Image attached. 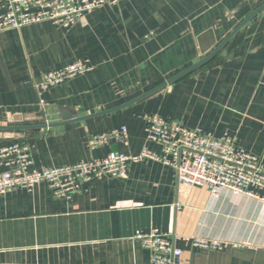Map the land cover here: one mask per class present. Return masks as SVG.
Here are the masks:
<instances>
[{
  "label": "crops",
  "instance_id": "1",
  "mask_svg": "<svg viewBox=\"0 0 264 264\" xmlns=\"http://www.w3.org/2000/svg\"><path fill=\"white\" fill-rule=\"evenodd\" d=\"M77 60L94 68L40 93L44 73ZM61 108L77 119L63 122ZM154 114L215 137L229 133L264 155V0H122L86 23L0 32V149L28 143L38 168L112 150L163 156L146 138ZM124 126L126 140L90 146ZM153 229L170 234L181 264H264L259 200L182 185L173 166L154 159L131 163L123 178L88 181L70 198L45 183L1 194L0 264H153L135 237ZM195 236L223 246L196 247Z\"/></svg>",
  "mask_w": 264,
  "mask_h": 264
},
{
  "label": "built area",
  "instance_id": "2",
  "mask_svg": "<svg viewBox=\"0 0 264 264\" xmlns=\"http://www.w3.org/2000/svg\"><path fill=\"white\" fill-rule=\"evenodd\" d=\"M122 0H0V32L23 28L29 24L51 21L69 27L86 23L87 17L103 6H113ZM94 66L88 60H77L43 74L38 88L41 94L50 88L86 74ZM146 138L159 145L164 155L144 147L133 155L112 150L103 158L83 160L74 164L38 168L28 143L18 142L0 149V196L14 189L33 190L45 183L57 198H70L82 185L104 177L123 178L131 163L149 159L160 160L175 168L179 183L206 187L212 196L222 190L244 194L264 205V155L241 148L236 138L226 133L221 137L192 129L175 119L158 114L146 117ZM127 128L95 135L90 146L95 148L112 139L126 140ZM170 234L159 229L137 232L144 248L151 253L153 264H181L182 249L169 239ZM193 245L203 249H219L217 239L195 236Z\"/></svg>",
  "mask_w": 264,
  "mask_h": 264
},
{
  "label": "water",
  "instance_id": "3",
  "mask_svg": "<svg viewBox=\"0 0 264 264\" xmlns=\"http://www.w3.org/2000/svg\"><path fill=\"white\" fill-rule=\"evenodd\" d=\"M220 48V46H218L217 48H215L210 54H208L205 58H203L202 60H200L198 63L194 64L193 66H191L190 68H187L186 70L182 71L181 73H179L178 75H176L175 77H173L169 82L181 77L182 75L190 72L191 70L195 69L196 67H198L199 65L203 64L204 62H206L208 59H210ZM162 86H158L156 89L160 88ZM155 89V90H156ZM61 115H62V119L63 122L68 121L70 119H77L75 114L71 113L68 109L65 108H61L60 110Z\"/></svg>",
  "mask_w": 264,
  "mask_h": 264
}]
</instances>
